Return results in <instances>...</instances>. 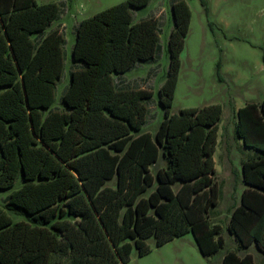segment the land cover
<instances>
[{
  "label": "trees",
  "instance_id": "trees-1",
  "mask_svg": "<svg viewBox=\"0 0 264 264\" xmlns=\"http://www.w3.org/2000/svg\"><path fill=\"white\" fill-rule=\"evenodd\" d=\"M148 1L124 0L76 24L77 65L54 108L64 39L45 30L59 5L0 0V190L21 181L0 207V264H124L132 251L149 250L148 237L159 246L186 232L204 256L223 245L209 220L221 108L169 114L190 20L183 0L168 7V63L157 90L163 119L153 134L139 133L151 91L113 85L154 56L157 19L132 22ZM198 1L206 12L207 0ZM234 133L258 154L241 163L244 188L225 228L238 248L264 254V99L236 110ZM217 264L255 263L249 252L226 250Z\"/></svg>",
  "mask_w": 264,
  "mask_h": 264
},
{
  "label": "rangeland",
  "instance_id": "rangeland-1",
  "mask_svg": "<svg viewBox=\"0 0 264 264\" xmlns=\"http://www.w3.org/2000/svg\"><path fill=\"white\" fill-rule=\"evenodd\" d=\"M36 4L56 3L60 11L45 32L57 28L63 36V69L54 88L52 107H60V97L67 85L68 73L74 64L70 58L76 24L95 13L116 5L124 0H34ZM177 0H149L147 5L133 12L132 22L155 17L157 19L158 42L152 59L136 62L122 75L113 77L116 89H146L151 97L146 100L145 121L139 133L153 134L163 119L157 103V90L164 79L168 56L166 43L171 22L168 7ZM189 10L190 20L184 47L179 56L180 67L169 114L181 109H199L217 104L221 108L217 123V137L212 159L214 179L218 184L217 204L209 215L210 222L220 225L219 234L223 245L212 255L200 254L192 234L186 232L155 246L153 238L146 243L149 250L141 255L135 251L124 264H217L226 250L239 254L249 252L254 263L264 261V254L253 245L240 249L225 223L229 210L234 205L243 183L239 167L240 160L258 153L247 149L235 137V112L247 103H259L264 99V0H207L203 10L198 0H183ZM162 158L151 166L153 172L163 166ZM232 170V171H230ZM233 172V173H232ZM237 174V176H236ZM238 182V183H237ZM18 176L12 185L0 190V207L6 196L20 185ZM237 183V184H236ZM240 185V187H239ZM12 220L24 219L7 211Z\"/></svg>",
  "mask_w": 264,
  "mask_h": 264
},
{
  "label": "crops",
  "instance_id": "crops-1",
  "mask_svg": "<svg viewBox=\"0 0 264 264\" xmlns=\"http://www.w3.org/2000/svg\"><path fill=\"white\" fill-rule=\"evenodd\" d=\"M134 65H135V64H134ZM132 67H133V66H132ZM132 67H131V68H132ZM131 68H130V69H131ZM130 69H129V70H130ZM112 81H113V80H112ZM116 84L119 85L120 82H119V81H118V82H114V81H113V85H114V87H115ZM244 160H245V159H244ZM244 160H240V161L238 162L239 167L232 166V163L229 162V161H227L228 164L230 165V166H229V169H232V167H233L232 170H234V171H238V169H240L241 163H242ZM213 165H214V161H213ZM232 170H230V171H232ZM214 172H215V168H214ZM232 173H233V172H232ZM236 176H237V174H236ZM237 183H238V182H237ZM237 183H236V184H237ZM239 187H240V185H239ZM243 188H244V184H243V187H241V189H240V191H239V194H240V192H241V190H242ZM238 199H239V195H238L237 200H236V202L234 203V205H236V204L238 203ZM234 205H233V206H234ZM238 254H239V253H238ZM242 254H243V253H242ZM242 254H240V255H242ZM221 256H222V255H221ZM220 258H221V257H220ZM219 260H220V259H219ZM219 260H218V262H219ZM218 262H217V263H218Z\"/></svg>",
  "mask_w": 264,
  "mask_h": 264
}]
</instances>
